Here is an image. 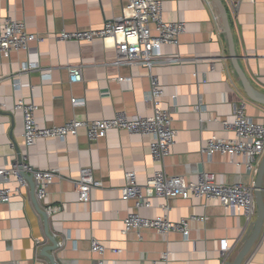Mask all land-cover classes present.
<instances>
[{"label":"crops","instance_id":"obj_1","mask_svg":"<svg viewBox=\"0 0 264 264\" xmlns=\"http://www.w3.org/2000/svg\"><path fill=\"white\" fill-rule=\"evenodd\" d=\"M240 1L235 15L223 0L240 63L252 86L264 94V0ZM163 2L164 19L182 20L187 26L178 45L160 46L164 56L179 55L181 61L153 69L165 91L163 106L172 109L177 130L172 153L164 163L153 158L148 136L118 129L90 140L86 128H80L63 140L41 138L27 148L22 113L14 110L19 98L34 100L39 104L37 120L47 126L73 118H112L118 112L152 115L153 108L146 102L151 85L146 67L117 65L115 48L100 38L66 42L56 36L62 29L101 28L123 13L128 0H0V25L13 16L24 20L28 31L45 36L28 49L12 50L9 56L0 53V167L12 164L21 152L34 168L60 170L61 176L50 185L42 203L58 208L48 213L49 231L60 243L49 252L58 264H99L100 255L91 251L94 238L109 248L104 264H153L167 250L170 264H227L251 233L255 219L232 215L219 200L205 202L196 197L170 199L172 220L193 214L206 217L192 223L188 240L178 232L164 238L155 229L144 230L140 239L135 233H122L124 219L134 205L133 200L122 198L126 171H134L140 183L163 168L193 181L204 171L214 172L219 181L229 184L244 182L254 187L257 178V171L247 168L245 156L216 152L209 157L202 152L213 134L234 137L224 121L234 120L237 103L246 101V113L255 121L264 116V104L248 97L229 57L218 6L213 0ZM77 63L84 65V79L71 83L69 64ZM46 72L49 78L43 76ZM121 76L127 79L119 80ZM19 80L20 88L14 84ZM73 98L81 101L74 104ZM82 167H91L102 182L88 203L79 200L76 189ZM8 186L15 189L18 182L12 178ZM151 201L152 207L139 210L142 216L162 214L160 205L165 199L153 197ZM51 245L30 187H23L10 204H0V264H51L45 255ZM227 250L231 256L224 262L222 252ZM243 264H264V228Z\"/></svg>","mask_w":264,"mask_h":264},{"label":"built area","instance_id":"obj_2","mask_svg":"<svg viewBox=\"0 0 264 264\" xmlns=\"http://www.w3.org/2000/svg\"><path fill=\"white\" fill-rule=\"evenodd\" d=\"M231 10L237 15L240 0H226ZM163 0H128L123 13L105 22L97 29H62L57 38L69 41H92L102 39L107 45L116 50V64L131 66H144L149 70L150 90L146 94V102L153 108L150 116L133 115L118 112L112 118L95 120H79L73 118L61 125H42L38 122L36 112L39 104L34 100L27 101L19 98L14 110L20 111L24 123V141L27 148L32 147L41 138L65 139L68 134H77L80 128H86L90 140L105 137L109 130H127L139 132L150 138V152L156 161L164 163L167 156L172 153L176 142L177 130L173 127V112L170 107L163 106L165 91L159 76L153 69L160 64L181 61L179 55L164 56L160 46L164 44L178 45L180 36L186 32V22L182 20L167 21L163 16ZM45 39L43 34L30 32L26 22L21 19L7 16L0 25V53L9 56L12 50L28 49L32 42H41ZM28 68H30L28 66ZM27 68V69H28ZM69 78L71 83L81 82L84 79V65L82 63L69 64ZM50 72L43 74L50 77ZM127 79L120 77L119 80ZM21 87L20 80L14 83ZM174 99L176 96H173ZM74 104L81 100L72 99ZM225 129L234 131L232 138L220 137L216 134L206 139L202 152L212 157L216 152L221 154H239L246 157V165L250 170L257 168L264 155V116L255 121L246 113V101L235 105L233 121H224ZM22 163L15 158L9 166L0 167V204H10L13 198L21 192L23 187H30L29 181L21 171L30 173L35 182V195L42 205L48 197L49 187L56 178L61 176L58 168H34L27 160V154H22ZM241 164V163H239ZM22 166V170L20 167ZM15 179L18 186L12 189L8 183ZM126 183L122 186V198L133 200V210L124 219L123 234L135 233L138 238L143 237L146 229H155L161 236L167 238L172 232L181 233L184 239L190 238L192 223L202 222L204 216L190 215L178 221L172 220L170 199L175 197H196L205 202L219 200L232 215H245L249 220L257 216V202L254 187L244 182L233 184L219 181L216 174L204 171L197 180H187L184 176L170 175L165 169L156 170L145 183L137 180L134 171L125 172ZM102 182L94 177L91 167H82L80 176L76 181L79 200L88 203L92 200V191L101 186ZM161 197L165 202L160 205L162 214L153 218L142 216L139 210L143 207H152L151 199ZM42 207L51 213L56 207ZM107 248L100 240H91V251L100 255L99 264H104L103 256ZM114 253H121V248H110ZM226 262L231 256V250L222 252ZM171 252L165 251L153 264H170Z\"/></svg>","mask_w":264,"mask_h":264},{"label":"water","instance_id":"obj_3","mask_svg":"<svg viewBox=\"0 0 264 264\" xmlns=\"http://www.w3.org/2000/svg\"><path fill=\"white\" fill-rule=\"evenodd\" d=\"M216 5L218 6L222 20L224 23L225 31L227 33L228 43H229V57L232 61V64L243 84L244 90L246 91L248 97L258 103L264 104V94L260 93L256 90L249 80L246 72L244 71L241 63H240V56L237 53L236 43L234 38L233 29L231 26V22L229 19V14L226 5L224 4L223 0H213ZM18 162L22 163L21 152L18 154ZM22 170V166L20 167ZM22 175L29 181L30 188L32 191L33 202L45 219V227H46V234L48 238L51 240L52 245L48 246L46 252V256L50 260L51 264H58L54 254L49 251H53L57 249L60 245L57 238L49 231L48 226V213L47 211L41 206L38 202L36 195H35V182L33 180V176L30 173H26L25 171H21ZM256 202H257V216L253 222V227L251 230L250 235L246 239L243 246L238 250L235 257L229 261L227 264H243L251 250L254 248L257 240L259 239L260 235L262 234L264 228V156L261 159V162L257 168V178L254 184Z\"/></svg>","mask_w":264,"mask_h":264}]
</instances>
